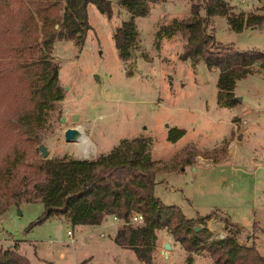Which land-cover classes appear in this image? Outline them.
<instances>
[{
	"label": "rangeland",
	"instance_id": "obj_1",
	"mask_svg": "<svg viewBox=\"0 0 264 264\" xmlns=\"http://www.w3.org/2000/svg\"><path fill=\"white\" fill-rule=\"evenodd\" d=\"M199 1L167 0L151 5L148 16L133 18L137 40L125 62L117 57L112 35L130 16L116 1L111 2L110 18L88 4L90 29L83 46L79 48L63 40L53 44L51 59L57 68L62 100L47 114L33 154L38 160H93L108 154L122 140L144 138L149 155L161 160L158 165H165L185 146L197 150L216 148L199 153L217 152L225 146V156L229 147L232 158L227 162L221 163V159L209 166H193L194 170L191 166H174L157 173L152 193L163 204L177 206L187 218L212 211L227 214L241 229L237 241L254 244L264 258L263 69L256 65L254 73L236 81L232 91L235 105L219 108L218 71L206 69L201 61L178 59L184 35L159 42L154 39L158 28L172 19L188 17L189 6L200 4ZM223 1L238 12L250 14L257 10L255 0ZM199 16L204 17L202 9ZM209 22L207 30L212 32L215 44L231 45L237 51L264 52V23L260 29H243L234 34L224 17H212ZM72 128L85 135L87 146H91L85 156L77 149V143H67L62 138L63 131ZM171 128L184 131L175 144L166 142V132ZM222 139L228 141L220 144ZM39 145L46 149L45 158L40 157ZM42 211L39 202L9 206L0 215V252L14 249L28 264H143L132 251L115 249L110 236L118 224L109 223L107 218L100 223L104 229L100 226L75 229L63 217L32 225ZM213 220L205 222L210 238H215L211 231V226H215ZM102 230L106 235L100 237ZM67 231L71 232L72 242ZM166 232L161 229L157 235L167 238ZM222 233L226 234L224 229ZM170 242L176 241L170 237ZM158 249L154 247L151 264H211V258L202 250L194 253L203 258L192 262V258L187 261L191 256L179 247L168 259L160 246ZM171 258L173 261L169 262Z\"/></svg>",
	"mask_w": 264,
	"mask_h": 264
},
{
	"label": "trees",
	"instance_id": "obj_2",
	"mask_svg": "<svg viewBox=\"0 0 264 264\" xmlns=\"http://www.w3.org/2000/svg\"><path fill=\"white\" fill-rule=\"evenodd\" d=\"M112 1L130 16L112 35L117 57L125 62L137 40L133 18L148 16L151 5L167 0H0V215L11 205L31 202L43 207L32 225L63 217L73 227L93 226L107 217L127 220L139 214L141 222L118 225L112 241L132 251L143 264H151L155 231L161 229L188 256L202 250L212 264H264L254 244L237 241L241 229L230 222L227 214L212 211L187 218L177 206L163 204L152 193L157 173L174 166H193L196 156L216 163L225 157V146L217 152L204 153L184 147L165 165L151 161L144 138L122 140L108 154L93 160L34 157L38 131L54 104L62 100L57 68L51 59L53 44L70 41L81 48L90 29L87 5H94L100 14L110 18ZM202 1L189 6L188 17L172 19L158 28L154 39L159 42L184 35L178 59L201 61L206 69H216V103L231 108L236 103L232 94L235 82L250 74L254 64L264 71V52L237 51L231 45L215 44L212 32L207 30L209 21L224 17L228 29L235 34L246 28L260 29L264 0H255L262 15L233 13L222 0ZM201 9L204 17L199 16ZM183 134L181 129H168L166 142L174 143ZM210 218L223 223V238H210L205 227ZM252 225L254 228V222ZM0 264L28 261L14 249H7L0 252Z\"/></svg>",
	"mask_w": 264,
	"mask_h": 264
},
{
	"label": "crops",
	"instance_id": "obj_3",
	"mask_svg": "<svg viewBox=\"0 0 264 264\" xmlns=\"http://www.w3.org/2000/svg\"><path fill=\"white\" fill-rule=\"evenodd\" d=\"M223 1V0H222ZM225 2V1H224ZM255 2V5H256V9H258L259 8V6H260V4L258 3V2H256V1H254ZM227 4V3H226ZM229 7H231L232 8V12L233 13H238V11L236 10V9H234L233 8V5L232 4H227ZM151 7V6H150ZM243 13L244 14H247V12H245V11H243ZM250 14H254V15H262V13L261 12H259L258 10H256L255 12H251ZM228 27V26H227ZM246 29H255V28H246ZM230 31V30H229ZM235 34V33H234ZM215 43V42H214ZM198 63V62H197ZM256 67V64H254V65H252L251 66V68H250V74H248L247 76H249V75H251L252 73H254V68ZM263 71V70H262ZM218 74V73H217ZM246 76V77H247ZM233 94V93H232ZM216 105H217V103H216ZM217 107H219L220 108V106L219 105H217ZM221 108H223V107H221ZM177 129V128H176ZM182 130V129H181ZM183 136H184V134H183ZM182 136V137H183ZM181 137V138H182ZM180 138V139H181ZM180 139H178L176 142H174V143H170V144H175V143H177ZM223 140L224 141H228L227 139H222V141L220 142V144L223 142ZM168 143V142H167ZM185 147H192V148H194L196 151H198V152H203V151H212V150H214V149H216L215 147L214 148H212V149H209V150H197L195 147H193V146H185ZM217 147V146H216ZM233 148H234V146H233ZM233 150V149H232ZM226 153H227V155L223 158V161L221 160V163L222 162H227L228 161V159L230 160L231 158H232V155L230 154V153H232V151H230L229 150V147L227 148V150H226ZM177 154V153H176ZM150 159H151V161H153V162H161V160H155L151 155H150ZM163 162V161H162ZM220 163V162H219ZM212 164H214V163H212V162H210L209 160H205V159H203V158H201L200 156H196L194 159H193V166H197V165H205V166H209V165H212ZM193 166H191L192 167V169L194 170V167ZM190 167V166H189ZM206 215V214H205ZM196 216H204V215H199V214H196ZM230 218V217H229ZM107 219L109 220V223L111 222V218L110 217H107ZM106 219H104V221H105ZM209 220H213V218H210V219H208V221ZM207 220L205 221L207 224H209V222H208ZM213 221H215V222H213L214 224H215V226H211L212 228L211 229H218V230H220V231H223V223L221 222V221H219V220H213ZM230 222L231 223H234V221L230 218ZM213 223H210V224H213ZM235 224V223H234ZM83 226H87V227H102L100 224L99 225H76V226H74V228L75 229H77V228H81V227H83ZM208 230H210L209 229V227H206ZM101 229H104V225H103V227L101 228ZM157 232H158V230L157 231H155V235H156V241H155V249H158V247L160 246L161 247V249H163L164 251H162V253L164 254V257H166V259H168L170 256H171V252L172 251H174V249H175V247H179V248H181L180 247V245H178V243H171L170 242V236L169 237H167V238H164V237H159L158 235H157ZM82 234V233H81ZM166 234H168L167 232H166ZM106 235V231L104 230H102V231H100L99 232V236L100 237H103V236H105ZM111 238H113V235H111L110 236ZM167 244L168 246H169V248L168 249H165L164 248V244ZM114 246H115V249H117V250H119V251H125V249H120V247H118V246H116L115 244H114ZM182 249V248H181ZM183 250V249H182ZM158 252H161V250L160 249H158ZM184 252V251H183ZM184 253H186V252H184ZM188 253H186V255H187ZM61 255V254H60ZM201 254H196V253H190V256H191V258H192V262H197L198 261V259L199 258H203L202 256H200ZM207 256V255H206ZM205 256V258H207ZM170 261H173V259L171 258L170 260H169V262ZM211 264H212V261H211Z\"/></svg>",
	"mask_w": 264,
	"mask_h": 264
},
{
	"label": "built area",
	"instance_id": "obj_4",
	"mask_svg": "<svg viewBox=\"0 0 264 264\" xmlns=\"http://www.w3.org/2000/svg\"><path fill=\"white\" fill-rule=\"evenodd\" d=\"M239 3H244V2H247L249 0H237ZM111 218V223H115V224H118V225H121V224H129V225H136V224H139L142 220L141 218V215L139 214H133L131 215L130 217L127 218V220H118L116 219L114 216L110 217ZM213 232V234H215V239H221L224 237L225 234L222 233V231L220 230H211ZM67 235H68V239H69V242H72L73 241V238L71 236V232L67 231ZM217 236V237H216Z\"/></svg>",
	"mask_w": 264,
	"mask_h": 264
},
{
	"label": "water",
	"instance_id": "obj_5",
	"mask_svg": "<svg viewBox=\"0 0 264 264\" xmlns=\"http://www.w3.org/2000/svg\"><path fill=\"white\" fill-rule=\"evenodd\" d=\"M94 80L97 81L96 76H94ZM60 122H63V120H61ZM80 137H81V133L76 128L66 129L63 131V134H62V138H63L64 142H67V143H75ZM37 150L39 151L41 158L46 157L47 152H46V149L44 148V146L39 145L37 147ZM198 228H199L198 226L195 227V230H197ZM164 248L168 249L169 246L165 243Z\"/></svg>",
	"mask_w": 264,
	"mask_h": 264
},
{
	"label": "bare ground",
	"instance_id": "obj_6",
	"mask_svg": "<svg viewBox=\"0 0 264 264\" xmlns=\"http://www.w3.org/2000/svg\"><path fill=\"white\" fill-rule=\"evenodd\" d=\"M77 143V149L82 152V154L85 156L86 155V151L87 149H89L91 146H87V138L85 135H81V137L75 142ZM91 152V151H90ZM81 154V155H82ZM80 155V156H81ZM214 230H217V229H214ZM213 230V231H214Z\"/></svg>",
	"mask_w": 264,
	"mask_h": 264
}]
</instances>
